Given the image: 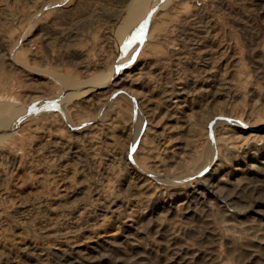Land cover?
I'll return each mask as SVG.
<instances>
[{
    "label": "rangeland",
    "instance_id": "1",
    "mask_svg": "<svg viewBox=\"0 0 264 264\" xmlns=\"http://www.w3.org/2000/svg\"><path fill=\"white\" fill-rule=\"evenodd\" d=\"M0 264H264V0H0Z\"/></svg>",
    "mask_w": 264,
    "mask_h": 264
},
{
    "label": "water",
    "instance_id": "2",
    "mask_svg": "<svg viewBox=\"0 0 264 264\" xmlns=\"http://www.w3.org/2000/svg\"><path fill=\"white\" fill-rule=\"evenodd\" d=\"M53 102H48L47 103V107L48 108L49 106L53 107ZM46 108H43V109H46ZM41 109V110H43ZM40 110V111H41ZM33 116V113H27L25 116L21 117L20 119L16 120L11 126L9 129L5 130L4 133H11L12 131H14L22 122L26 121L27 119H29L30 117Z\"/></svg>",
    "mask_w": 264,
    "mask_h": 264
},
{
    "label": "bare ground",
    "instance_id": "3",
    "mask_svg": "<svg viewBox=\"0 0 264 264\" xmlns=\"http://www.w3.org/2000/svg\"><path fill=\"white\" fill-rule=\"evenodd\" d=\"M180 88H181V87H180ZM180 90H181V89H180ZM61 101H63V100H61ZM8 128H10V127H8ZM8 128H7V129H8ZM7 129H6V130H7ZM67 263H68V262H67Z\"/></svg>",
    "mask_w": 264,
    "mask_h": 264
}]
</instances>
